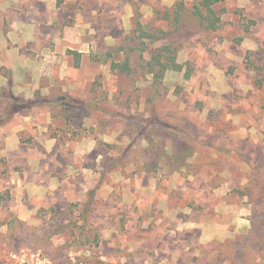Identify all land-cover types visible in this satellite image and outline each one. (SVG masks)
Masks as SVG:
<instances>
[{
	"label": "rangeland",
	"instance_id": "1",
	"mask_svg": "<svg viewBox=\"0 0 264 264\" xmlns=\"http://www.w3.org/2000/svg\"><path fill=\"white\" fill-rule=\"evenodd\" d=\"M175 2L0 0V264H264V0Z\"/></svg>",
	"mask_w": 264,
	"mask_h": 264
},
{
	"label": "trees",
	"instance_id": "2",
	"mask_svg": "<svg viewBox=\"0 0 264 264\" xmlns=\"http://www.w3.org/2000/svg\"><path fill=\"white\" fill-rule=\"evenodd\" d=\"M188 1L192 2V13L198 17L199 22L203 27L210 30H215L219 27L221 18L220 14L215 9V5L221 0H176L172 7V20L174 23L179 22L181 13ZM72 54L74 56V63L78 66L81 54L76 51H73ZM146 65L147 70L154 75L156 81L161 79L164 72L168 69L175 71H182L185 69V76L189 77L190 75V65L187 64V66H185L177 61L176 48L171 44H164L157 48V50L151 55L150 59L146 61ZM110 68L125 74L132 71L128 58L120 62L111 61ZM4 89L5 88L0 89V99H7L9 103L0 116V123L17 112L29 111L30 109L41 105L42 103L40 102V99L45 101V98H42V96L38 94V91L35 92L34 97L24 99L13 95L11 91H6ZM99 264L105 263L100 262Z\"/></svg>",
	"mask_w": 264,
	"mask_h": 264
}]
</instances>
